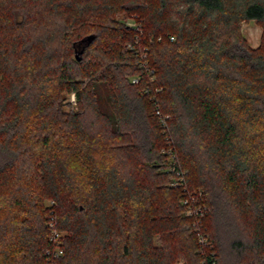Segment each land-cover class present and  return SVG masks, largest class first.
Wrapping results in <instances>:
<instances>
[{
    "label": "trees",
    "instance_id": "1",
    "mask_svg": "<svg viewBox=\"0 0 264 264\" xmlns=\"http://www.w3.org/2000/svg\"><path fill=\"white\" fill-rule=\"evenodd\" d=\"M50 222L59 264H264V0H0V264Z\"/></svg>",
    "mask_w": 264,
    "mask_h": 264
},
{
    "label": "rangeland",
    "instance_id": "2",
    "mask_svg": "<svg viewBox=\"0 0 264 264\" xmlns=\"http://www.w3.org/2000/svg\"><path fill=\"white\" fill-rule=\"evenodd\" d=\"M137 15L135 13H126V12H120L115 15V19L121 22L124 25H127L131 29L133 27L139 26L137 21H136ZM240 33L244 36L248 44L252 47H256L260 41H261V35H262V28L259 23H257L255 20H245L241 22L240 24ZM67 101H70V103H75L74 101V95L72 93L68 94ZM169 164V162L167 163ZM182 178L176 176L171 184L172 186H177L180 184ZM192 196V195H191ZM186 198L184 199V204L187 203L185 202L186 199L189 197L185 196ZM194 197V196H192ZM191 200V199H190ZM193 201V200H191ZM191 206V205H190ZM188 205H186L185 211H187ZM61 233V232H60ZM61 239V237H60ZM58 249V247H56ZM55 246H53V249H56ZM176 264H182V261H179Z\"/></svg>",
    "mask_w": 264,
    "mask_h": 264
},
{
    "label": "built area",
    "instance_id": "3",
    "mask_svg": "<svg viewBox=\"0 0 264 264\" xmlns=\"http://www.w3.org/2000/svg\"><path fill=\"white\" fill-rule=\"evenodd\" d=\"M135 28V27H133ZM190 199L192 200L193 197L190 196L188 199H186L185 204L188 205V209L186 211V214H191L193 213L194 211L192 210L193 208H191L190 206ZM49 227H50V240L54 243V246L55 248L58 247V249H48L46 251V255H47V258H46V263L45 264H59L58 262V258L63 254V250L62 248L60 247V242H61V233L54 227V224L53 222H50L49 223Z\"/></svg>",
    "mask_w": 264,
    "mask_h": 264
},
{
    "label": "water",
    "instance_id": "4",
    "mask_svg": "<svg viewBox=\"0 0 264 264\" xmlns=\"http://www.w3.org/2000/svg\"><path fill=\"white\" fill-rule=\"evenodd\" d=\"M79 46H81V45L79 44ZM78 52H81V49L78 48ZM76 57H78V54L77 53H76Z\"/></svg>",
    "mask_w": 264,
    "mask_h": 264
}]
</instances>
